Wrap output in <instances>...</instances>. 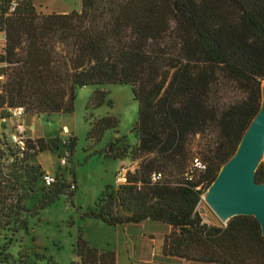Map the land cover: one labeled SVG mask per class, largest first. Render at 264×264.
Masks as SVG:
<instances>
[{
  "label": "trees",
  "instance_id": "trees-1",
  "mask_svg": "<svg viewBox=\"0 0 264 264\" xmlns=\"http://www.w3.org/2000/svg\"><path fill=\"white\" fill-rule=\"evenodd\" d=\"M12 1L0 5L3 126L15 107L33 116L72 114L76 91L87 86L127 85L139 103L138 144L130 151L125 138L117 140L106 158L130 155L140 163L83 217L110 227L146 221L167 225L166 258L264 264V236L254 217H234L217 227L205 223L198 211L261 109L264 0H82V10L68 14H39L32 0H15L11 13ZM231 86L242 98L221 104L220 94ZM106 96L95 92L89 107H101ZM117 124L110 117L94 122L88 139L100 143ZM213 131L218 137L203 146L202 159L194 155L193 139ZM9 135L0 136V178L12 159L21 165L31 192L44 176L31 161L45 152L60 154V145L73 156L77 144L75 137L67 142L40 138L28 140L22 152L10 144ZM195 159L203 170L193 166ZM154 175L161 178L153 182ZM256 181L264 184V162ZM70 183L75 180L46 188L42 207L65 192L74 194ZM76 253L80 264H117L115 252L91 248L81 236Z\"/></svg>",
  "mask_w": 264,
  "mask_h": 264
},
{
  "label": "rangeland",
  "instance_id": "rangeland-1",
  "mask_svg": "<svg viewBox=\"0 0 264 264\" xmlns=\"http://www.w3.org/2000/svg\"><path fill=\"white\" fill-rule=\"evenodd\" d=\"M6 1L0 0V5ZM32 3L39 14H68L82 10V0H32ZM2 44L0 34V51ZM2 67L0 65V69ZM226 88L227 91L219 96L221 104L229 105L242 98L234 86ZM97 91L106 92L107 96L101 107L93 109L89 103ZM107 117L116 119L117 127L107 130L100 143L94 145L88 139L91 127L94 122ZM35 119L36 135L60 137L63 142L71 137L77 139L73 156L60 145V154L48 152L40 157L44 168L53 170L52 174L58 180L66 183L75 180L76 190L74 194L65 192L44 208V194L48 195L46 187L38 181L34 191H29L19 170L21 165L12 159L7 160L0 178V264H80L76 253L80 236L91 248L115 252L117 264H200L163 256V241L170 232L167 225L146 221L138 225L110 227L99 220L83 217L103 194L115 191L121 185L116 181L121 160L106 158L112 152L110 145L125 138L131 151L138 144L134 128L139 119V103L130 86L78 89L74 113L41 115ZM32 122L33 117L28 116L26 126L30 136L33 133L28 127ZM1 123L0 114V136L5 130ZM217 137L213 131L207 137L198 135L194 138V155L202 159L203 146L207 141L215 142ZM64 157L69 158L66 165L62 164ZM125 160L123 167L129 171H134L140 163L132 160L130 155ZM17 177L19 181L15 180ZM198 211L205 223L225 227L205 201Z\"/></svg>",
  "mask_w": 264,
  "mask_h": 264
},
{
  "label": "water",
  "instance_id": "water-1",
  "mask_svg": "<svg viewBox=\"0 0 264 264\" xmlns=\"http://www.w3.org/2000/svg\"><path fill=\"white\" fill-rule=\"evenodd\" d=\"M264 162V90L262 105L234 157L222 168L208 189L206 203L225 226L234 217L252 216L264 236V184H258L256 173Z\"/></svg>",
  "mask_w": 264,
  "mask_h": 264
},
{
  "label": "built area",
  "instance_id": "built-area-1",
  "mask_svg": "<svg viewBox=\"0 0 264 264\" xmlns=\"http://www.w3.org/2000/svg\"><path fill=\"white\" fill-rule=\"evenodd\" d=\"M18 6L17 1H12L9 7V11L12 13L16 10ZM3 49L0 51V55L2 54ZM4 80V77H0V85L2 84ZM10 119L17 120V124L12 126L11 133L9 135V142L10 144L20 150L25 151L27 147V142L30 140L27 136V127L25 126L24 119L26 117V109L24 107H15L9 110ZM66 129V132H68V129ZM67 157H64L62 160V164H67ZM193 166L197 169L203 170L205 168V165L199 160L195 159ZM129 169L127 168H120L116 174V181L118 184H124L126 182V178L128 175ZM161 178L160 175H154L153 176V182H156ZM58 180L57 177L53 174L44 173V176L42 177V184L43 187H46L47 189L52 188L55 184H57ZM76 185L75 183H70V191H75Z\"/></svg>",
  "mask_w": 264,
  "mask_h": 264
},
{
  "label": "crops",
  "instance_id": "crops-1",
  "mask_svg": "<svg viewBox=\"0 0 264 264\" xmlns=\"http://www.w3.org/2000/svg\"><path fill=\"white\" fill-rule=\"evenodd\" d=\"M1 35H2V37H3V44H2V49L4 48V46H5V36H4V34L3 33H0ZM1 49V50H2ZM28 116H32L33 117V122L31 123V125L28 127V129H30V130H32V133H33V135H28L27 134V136H28V138L30 139V140H35V139H40V138H48V137H46V136H44V135H36V133L34 132L35 130H36V119H35V116H33V115H26V117H25V119H24V123H25V126H26V118L28 117ZM17 120H14V119H9L7 122H4V127H5V130H4V132L6 133V134H9L10 133V131H11V129H12V126H14L15 124H17ZM27 127V126H26ZM45 153H48V152H45ZM50 153V152H49ZM42 156V154L41 155H39L38 157H36L35 159H33L32 161H31V164H33V165H35V166H37V167H40V169H41V171L43 172V173H48V174H52V172H53V170H50V169H45L44 168V166H43V164H42V162L40 161V157ZM123 161H126V160H121V163L119 164V166H117V169L119 170L120 168H122L123 167V165H124V163H122ZM118 170H117V172H118ZM163 246V245H162ZM176 259V258H175ZM179 260V259H178Z\"/></svg>",
  "mask_w": 264,
  "mask_h": 264
},
{
  "label": "bare ground",
  "instance_id": "bare-ground-1",
  "mask_svg": "<svg viewBox=\"0 0 264 264\" xmlns=\"http://www.w3.org/2000/svg\"><path fill=\"white\" fill-rule=\"evenodd\" d=\"M264 86V85H263ZM263 90H264V87H263ZM206 197H207V195H205L204 197H203V201H205L206 202ZM222 222H224L225 224H226V221H222Z\"/></svg>",
  "mask_w": 264,
  "mask_h": 264
}]
</instances>
